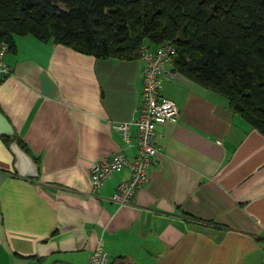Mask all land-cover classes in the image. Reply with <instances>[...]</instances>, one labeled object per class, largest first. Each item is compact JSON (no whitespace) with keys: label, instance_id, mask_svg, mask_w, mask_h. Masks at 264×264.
Here are the masks:
<instances>
[{"label":"crops","instance_id":"obj_1","mask_svg":"<svg viewBox=\"0 0 264 264\" xmlns=\"http://www.w3.org/2000/svg\"><path fill=\"white\" fill-rule=\"evenodd\" d=\"M14 40L0 111L39 173H16L0 133V264H85L98 244L107 264H264V136L226 97L165 65L160 93L179 116L155 125L149 178L118 205L128 169L92 190L90 166L134 156L135 127L125 142L111 124L137 114L142 62Z\"/></svg>","mask_w":264,"mask_h":264},{"label":"trees","instance_id":"obj_2","mask_svg":"<svg viewBox=\"0 0 264 264\" xmlns=\"http://www.w3.org/2000/svg\"><path fill=\"white\" fill-rule=\"evenodd\" d=\"M26 34L119 59L170 40L173 69L264 136V0H0V42Z\"/></svg>","mask_w":264,"mask_h":264},{"label":"built area","instance_id":"obj_3","mask_svg":"<svg viewBox=\"0 0 264 264\" xmlns=\"http://www.w3.org/2000/svg\"><path fill=\"white\" fill-rule=\"evenodd\" d=\"M8 50L5 42H0V73L9 74L11 69L4 61ZM176 48L170 40H164L155 47L142 45L138 59L142 62L141 98L137 105V114L127 120L114 121L111 126L122 140L130 141L131 130L136 129V152L128 158L123 152L116 151L95 161L90 166L92 190L105 183L115 171L127 168L129 176L116 184L111 200L118 205L131 204L135 192L148 180L150 168L156 162L158 147L153 141L155 125L168 120H176L179 108L176 103L162 95L160 88L165 65H172L171 56ZM109 260L106 250L98 244L89 254L85 264H107Z\"/></svg>","mask_w":264,"mask_h":264},{"label":"water","instance_id":"obj_4","mask_svg":"<svg viewBox=\"0 0 264 264\" xmlns=\"http://www.w3.org/2000/svg\"><path fill=\"white\" fill-rule=\"evenodd\" d=\"M0 133L8 136H12L14 129L9 123L6 116L0 111ZM9 148L15 155L14 167L18 175L24 177H35L38 175V165L18 143L17 139L14 138L9 143Z\"/></svg>","mask_w":264,"mask_h":264},{"label":"rangeland","instance_id":"obj_5","mask_svg":"<svg viewBox=\"0 0 264 264\" xmlns=\"http://www.w3.org/2000/svg\"><path fill=\"white\" fill-rule=\"evenodd\" d=\"M224 98V97H223Z\"/></svg>","mask_w":264,"mask_h":264}]
</instances>
